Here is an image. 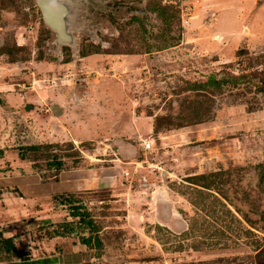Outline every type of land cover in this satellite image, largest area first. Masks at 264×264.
Instances as JSON below:
<instances>
[{
    "label": "rangeland",
    "instance_id": "1",
    "mask_svg": "<svg viewBox=\"0 0 264 264\" xmlns=\"http://www.w3.org/2000/svg\"><path fill=\"white\" fill-rule=\"evenodd\" d=\"M0 66L23 104L0 178L40 182L4 191L1 235L89 238L91 264H264V0H0ZM86 167L100 186L59 190Z\"/></svg>",
    "mask_w": 264,
    "mask_h": 264
},
{
    "label": "crops",
    "instance_id": "2",
    "mask_svg": "<svg viewBox=\"0 0 264 264\" xmlns=\"http://www.w3.org/2000/svg\"><path fill=\"white\" fill-rule=\"evenodd\" d=\"M0 68L8 69L6 66H0ZM11 86L13 85L7 81L0 82V119H9L8 116L4 115L6 113L11 115L16 114L17 116L21 114L20 110L21 105L23 104H21L19 94L11 91ZM71 173L70 177H72L73 180L59 182L57 184V186L61 187L59 190H65L68 192H70L71 189H73L72 192H75V188H80V190H92L101 185L98 177L101 173H99L96 168L86 167L77 169V171ZM30 177L31 176L29 175L28 178ZM25 178L26 176L0 178V207L2 206L3 196L5 195L4 191H8V188L10 189V187H15V189H18L19 191L28 190L29 188H32L33 190L38 189L39 191L38 186L40 182H36L35 180V182L29 183L26 182ZM56 181L57 180H54L55 183ZM2 236L4 238H12L15 246L18 249H23L26 252H29L31 257L27 260H21L9 254L0 252V255H2L0 264H91L95 260L93 255L94 248L92 249L91 244L86 245L82 241L71 240L66 234L54 233L53 235H50L49 238L43 239L39 246L42 245L44 250H41L37 254L34 249L18 246L20 243L17 242L18 238H16L14 234L3 232Z\"/></svg>",
    "mask_w": 264,
    "mask_h": 264
},
{
    "label": "trees",
    "instance_id": "3",
    "mask_svg": "<svg viewBox=\"0 0 264 264\" xmlns=\"http://www.w3.org/2000/svg\"><path fill=\"white\" fill-rule=\"evenodd\" d=\"M55 165L57 168L61 167L60 163H55ZM82 242L86 245L91 244L89 238L82 240ZM0 252L9 254L21 260H27L31 257L29 252H26L23 249H18L13 243L12 238H4L1 234H0Z\"/></svg>",
    "mask_w": 264,
    "mask_h": 264
},
{
    "label": "water",
    "instance_id": "4",
    "mask_svg": "<svg viewBox=\"0 0 264 264\" xmlns=\"http://www.w3.org/2000/svg\"><path fill=\"white\" fill-rule=\"evenodd\" d=\"M31 107H32V105L28 104V105L26 106V109H29V108H31Z\"/></svg>",
    "mask_w": 264,
    "mask_h": 264
}]
</instances>
